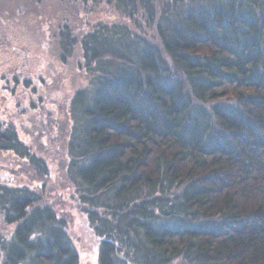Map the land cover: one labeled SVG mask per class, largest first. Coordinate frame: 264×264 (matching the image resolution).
<instances>
[{"label": "trees", "instance_id": "obj_1", "mask_svg": "<svg viewBox=\"0 0 264 264\" xmlns=\"http://www.w3.org/2000/svg\"><path fill=\"white\" fill-rule=\"evenodd\" d=\"M26 1L0 0V264H79L56 141L97 264H264V0H63L117 14L90 23L60 0L23 25Z\"/></svg>", "mask_w": 264, "mask_h": 264}, {"label": "rangeland", "instance_id": "obj_2", "mask_svg": "<svg viewBox=\"0 0 264 264\" xmlns=\"http://www.w3.org/2000/svg\"><path fill=\"white\" fill-rule=\"evenodd\" d=\"M7 6L14 7L16 0H5ZM63 1V0H62ZM70 6H73L78 11V15H82L81 18H88L89 20L86 23H90L93 20L103 17L108 19H115L117 14L111 10V7L102 5L98 10H92L89 6H83L82 4L74 6L70 2H65ZM64 4L60 0H27L24 5L20 9H18V16H20V24H26L24 20L29 22H33L34 20H40L43 17H47L49 21L52 23H56L58 18L62 15ZM67 8V7H66ZM98 8V7H96ZM99 14V15H98ZM16 17V16H15ZM15 17H12L10 20H6L3 23H6V28L9 29H17V26L14 22ZM71 21L78 24H81L80 20L76 19V17H70ZM19 22V21H18ZM9 23V24H8ZM37 42V41H36ZM1 43V40H0ZM32 48L35 47V42L31 41L30 44ZM49 45L41 44L39 45V49L48 48ZM74 60V59H73ZM42 65H45L46 61H44L43 56L41 58ZM75 63V61H74ZM73 63V64H74ZM51 71L54 73L59 72L60 70L49 65ZM75 68V65H73ZM75 70V69H74ZM49 80L54 79V76L47 75ZM76 80V76H74L73 71L64 74V83L65 85L61 90H59V94L62 96H55L56 99H63L64 92L63 90L66 88L68 84L73 83ZM2 99V97H1ZM2 102V101H1ZM33 98L29 97L26 104L22 107H19L20 110L24 112L29 111V107L32 106ZM30 140L33 138L29 137ZM46 147L48 148V167H49V174H48V185L46 187L49 196L52 199L58 200L56 206L67 214L69 218V222L67 225V232L71 239L73 240L75 247L79 252V264H97V242L98 239L93 235V233L87 229L81 222L79 217V208H78V201L75 198V192L72 185H70L63 176L62 172V158L64 157V149L62 145L58 144L56 141L54 145L46 143ZM62 159V160H61ZM16 168V165L13 163L12 159L4 153L0 152V174L2 176L7 174L6 176H12L10 174L11 170ZM5 176V175H4ZM77 204V205H76Z\"/></svg>", "mask_w": 264, "mask_h": 264}]
</instances>
